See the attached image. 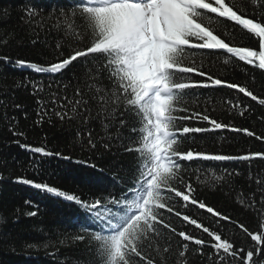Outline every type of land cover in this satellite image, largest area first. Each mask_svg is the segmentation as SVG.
Segmentation results:
<instances>
[{
    "label": "snow or ice",
    "instance_id": "snow-or-ice-1",
    "mask_svg": "<svg viewBox=\"0 0 264 264\" xmlns=\"http://www.w3.org/2000/svg\"><path fill=\"white\" fill-rule=\"evenodd\" d=\"M22 11L24 22L34 29H55L60 34L61 39L53 52L55 62L13 61L5 55L2 58L5 63L54 75L62 74L84 58L72 77L75 85L63 84L65 94L62 96L51 91L49 83L48 99H42L44 83L25 78L24 85L31 86L30 94L37 97L39 119L36 123L42 124L45 117L51 123L52 116L62 122L76 121V135L82 149L86 147L102 154L113 153L114 149L113 154H135L128 168L121 166L113 172L111 189L90 196L70 193L25 176L16 178L17 183L30 185L78 206L77 210L87 223L71 236V240L86 242L89 259L82 264H169L173 248L171 234L181 238L177 242L174 264H190L188 242L199 246L196 252L201 256L204 247H211L215 259L213 254H209L208 259L212 264H264V220L259 224L260 230L255 232L238 223L243 233L255 242L245 251L243 245L237 247L235 241L223 236L221 231L176 210L179 198L182 201L179 207L185 211L190 204L218 218L216 229H222L221 220L237 223L195 196L193 184L185 180L189 170L182 162L248 161L264 158V152L232 156L193 148L181 150L182 138L193 132L223 129L254 135L248 128H234L212 118L207 107L191 111L190 105L195 101L188 97L195 88L226 86L264 105V98L255 95L246 85L220 78L204 64L207 56L223 50L230 54L223 61L225 65L234 57L264 70V0H68L67 4L54 5L47 17L40 15V10L32 5H26ZM4 12L7 15V10ZM225 22L231 23L232 31ZM237 29L242 30L243 35L254 37L256 44L237 46L234 43ZM37 42L31 41L33 45ZM76 44L85 46L81 49L75 47ZM65 48L70 49L67 54L62 50ZM193 75L202 79L194 80ZM70 87L71 98L66 94ZM57 89H61L59 83ZM49 102L53 105L51 109ZM228 104L232 109H240L241 116L249 110L241 107L239 100L235 104L228 101ZM14 108L20 109L22 105L14 104ZM5 117L9 120L8 131L12 136L24 138L25 133L16 130V118L7 117L6 113ZM193 119L207 122L210 127L181 126L180 122ZM12 143L34 154V167L41 163L35 159L36 155L71 159L59 151L48 150L43 144L33 146L29 142L21 143V139ZM88 166L97 168L96 164ZM98 171L103 172V169ZM194 174L200 184L208 185L209 178L202 180L200 169H195ZM211 180V186L215 187L225 181V177L213 174ZM257 184H264V181L257 180ZM257 191L261 193L260 204L264 207V188L258 187ZM253 197L254 194H250L245 198L241 193L237 200L242 207L255 210L257 202ZM24 203L30 205L32 202L25 200ZM165 211L202 229L211 240L205 241L184 230L177 232L171 217L164 215ZM259 214L264 218V211ZM26 215L33 217L37 212Z\"/></svg>",
    "mask_w": 264,
    "mask_h": 264
},
{
    "label": "trees",
    "instance_id": "trees-1",
    "mask_svg": "<svg viewBox=\"0 0 264 264\" xmlns=\"http://www.w3.org/2000/svg\"><path fill=\"white\" fill-rule=\"evenodd\" d=\"M68 0H0V264H82L89 259L86 252L85 243H74L71 236L77 234L86 225L87 220L77 209L78 206L68 202L63 198L54 196L45 191L35 189L30 185L16 182L18 176H25L34 179L36 182L48 183L64 191L75 193L81 196H90L92 193L99 194L105 189H111V176L113 172L123 166L128 168L133 159L132 155H121L113 153L102 154L91 152L86 147L81 148L77 138V122L61 121L52 116L51 123L45 117L42 124H37L39 119L37 112L39 106L36 104L37 97L32 96L31 86H25V78L34 81H42L45 85L44 93L40 98L48 99L49 89L47 85L51 83V91L58 95H64L62 85L71 82L76 68L84 62L81 58L74 62L73 66L66 69L62 74L36 73L28 68L15 67L3 61V56H9L13 61L16 59H26L32 62L45 63L51 60L55 62L53 55L55 44L61 39L60 34L55 29L41 30L33 28L24 22V12L22 8L32 5L40 10V15L47 17L54 5L67 4ZM4 10H7L5 15ZM228 30L232 31L230 22H225ZM46 24L51 25L50 21ZM237 46L255 45L254 37L242 34V30L234 32ZM38 42L33 45L31 41ZM6 41V43L4 42ZM75 47L83 48L84 44H76ZM67 54L69 48L62 49ZM230 54L219 50L207 56L204 60L205 68L212 73L218 74L220 78L229 82H238L246 85L255 95L264 98V70L258 66L247 65L238 58H232L228 65L224 64V59ZM95 58H99L93 54ZM194 80H201L199 76H192ZM18 83L20 86H18ZM61 89H57V84ZM69 98L73 92L70 87L66 93ZM190 101H195L190 105L191 111H201L208 108V114L219 122L230 124L234 128H248L253 132V136H248L244 132L230 131L229 129L215 130L202 133H189L182 138L183 147L181 150L193 148L215 154L239 156L249 152H264V105L258 101H253L250 97L239 93L238 90L229 89L226 86L216 88H195L191 90L188 97ZM239 100L241 107L249 110L244 115H239L240 109H232L228 101L235 104ZM209 101V103H205ZM14 104L22 105V108L15 109ZM48 107L53 105L49 102ZM215 108L213 111L212 109ZM15 117L18 124L16 130L25 133L24 138L13 137L8 131L9 120L5 117ZM189 113H179L187 115ZM133 119L129 117V120ZM181 126L190 128H209L207 122L190 120L180 122ZM97 127V125H92ZM15 139H21V143L29 142L33 146L46 145L52 152H61L64 156L71 157L70 160L61 159L56 156L40 157L35 159L41 161L38 167L33 166V153L25 151L18 145L12 143ZM77 161H87V163H77ZM184 167L189 170L185 180L191 182L196 189L195 196L203 200L209 206H214L217 211L230 216L232 221H220L222 229H216L215 224L218 218L207 213L205 209L190 205L187 210L179 207L182 201H178L176 210L182 211L192 218L203 222L205 226L213 230L221 231L223 236L233 239L237 247L243 245L245 251L255 242L250 236L243 233L238 227V223L245 224L249 231H258L259 224L264 220L259 212L264 211L260 204L261 193L258 187L264 188V184H257V180L264 181V158L255 157L248 161L243 160H199L195 162L183 161ZM89 164H96L97 168L89 167ZM103 169V172L98 171ZM195 169H200L201 179L209 178L208 185L200 184L194 174ZM239 175H235V173ZM232 173V176H228ZM124 173L121 172V175ZM224 176L225 181H220L212 187L211 177ZM251 177V178H250ZM118 191V189H117ZM243 194L247 198L254 194L256 209L242 207L237 200ZM25 200L32 203L25 204ZM36 211L37 215L29 217L26 213ZM166 217H171V222L177 232L184 230L210 241L211 238L203 233L202 229H197L190 223H186L181 217L164 212ZM168 232L167 229L164 230ZM172 235V253L169 264H174L177 252V242L181 238ZM63 241V243H61ZM188 259L190 264H212L208 259L209 254H213L211 247H204L201 256L196 252L199 246L188 242ZM28 245H35L29 247ZM45 245H48L45 247ZM213 259L215 255L213 254ZM254 259H259L254 257Z\"/></svg>",
    "mask_w": 264,
    "mask_h": 264
}]
</instances>
